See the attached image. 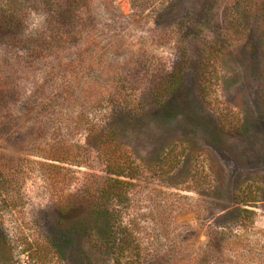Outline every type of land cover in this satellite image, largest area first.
I'll return each mask as SVG.
<instances>
[{
  "label": "rangeland",
  "instance_id": "rangeland-1",
  "mask_svg": "<svg viewBox=\"0 0 264 264\" xmlns=\"http://www.w3.org/2000/svg\"><path fill=\"white\" fill-rule=\"evenodd\" d=\"M97 1L95 43L0 42V264H264V0Z\"/></svg>",
  "mask_w": 264,
  "mask_h": 264
},
{
  "label": "trees",
  "instance_id": "trees-1",
  "mask_svg": "<svg viewBox=\"0 0 264 264\" xmlns=\"http://www.w3.org/2000/svg\"><path fill=\"white\" fill-rule=\"evenodd\" d=\"M134 1L137 5L144 6L152 5L154 2ZM103 8L107 10L106 13L117 12L112 0L103 2ZM99 9L97 0H0V42L9 47L27 50L35 58L53 54L59 56L66 49L98 41L99 32L103 28L99 21ZM39 20L37 27L36 22ZM180 79V73L173 71L168 76L160 78L157 91L160 94L175 91L181 82ZM1 92L0 82V95ZM110 136L113 139L115 137L113 133ZM66 147L67 150L59 146L53 147L47 157L58 162H66L70 161L69 155L75 161V152L71 146ZM102 150L107 157L109 173L113 176L109 178L110 189L123 193L134 179L131 162L117 143L104 144ZM248 203L245 202V205Z\"/></svg>",
  "mask_w": 264,
  "mask_h": 264
}]
</instances>
